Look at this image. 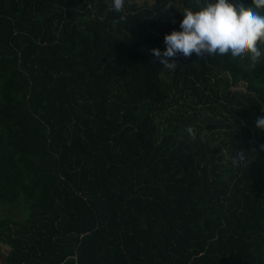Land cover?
<instances>
[{
    "label": "trees",
    "instance_id": "1",
    "mask_svg": "<svg viewBox=\"0 0 264 264\" xmlns=\"http://www.w3.org/2000/svg\"><path fill=\"white\" fill-rule=\"evenodd\" d=\"M138 1L0 0V264H264V59L166 67L198 0Z\"/></svg>",
    "mask_w": 264,
    "mask_h": 264
},
{
    "label": "clouds",
    "instance_id": "2",
    "mask_svg": "<svg viewBox=\"0 0 264 264\" xmlns=\"http://www.w3.org/2000/svg\"><path fill=\"white\" fill-rule=\"evenodd\" d=\"M252 5L251 10H245L227 0H198L195 9L182 11L179 30L165 34V47H154L151 53L166 67L173 66L172 58L177 55L190 57L195 53L232 61L247 58L249 67L255 68L264 59V48L260 47L264 44V0H252ZM112 8L122 12L125 0H112ZM256 127L264 129V115L257 117ZM187 132L195 136L192 127Z\"/></svg>",
    "mask_w": 264,
    "mask_h": 264
},
{
    "label": "rangeland",
    "instance_id": "3",
    "mask_svg": "<svg viewBox=\"0 0 264 264\" xmlns=\"http://www.w3.org/2000/svg\"><path fill=\"white\" fill-rule=\"evenodd\" d=\"M152 0H139L138 2L139 3H142V2H151ZM182 20V18H181ZM216 78L218 79L219 78V81H218V86H219V89L222 92H225L227 89H236V90H245V83L244 82H239L237 84H229L228 83V78L229 76L224 73V72H217V71H214L213 72V76L210 77L209 79V82L212 84V82H215ZM261 134L260 136L263 135V133L261 131H259ZM225 149H223L221 152H223L225 155ZM7 253L6 251V245L0 240V261L2 259L3 256H5V254Z\"/></svg>",
    "mask_w": 264,
    "mask_h": 264
}]
</instances>
